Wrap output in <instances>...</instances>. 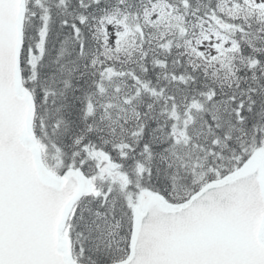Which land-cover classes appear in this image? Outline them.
Returning <instances> with one entry per match:
<instances>
[{
	"label": "snow or ice",
	"instance_id": "obj_1",
	"mask_svg": "<svg viewBox=\"0 0 264 264\" xmlns=\"http://www.w3.org/2000/svg\"><path fill=\"white\" fill-rule=\"evenodd\" d=\"M0 264H264V0H0Z\"/></svg>",
	"mask_w": 264,
	"mask_h": 264
}]
</instances>
